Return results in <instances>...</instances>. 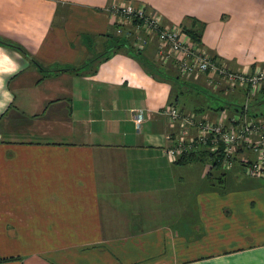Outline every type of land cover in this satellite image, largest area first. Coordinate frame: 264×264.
<instances>
[{
	"label": "crops",
	"instance_id": "1",
	"mask_svg": "<svg viewBox=\"0 0 264 264\" xmlns=\"http://www.w3.org/2000/svg\"><path fill=\"white\" fill-rule=\"evenodd\" d=\"M129 3L264 70V0H0V264H264V178L166 153L167 106L229 118L248 90L137 50L112 11ZM248 105L264 115V85Z\"/></svg>",
	"mask_w": 264,
	"mask_h": 264
},
{
	"label": "built area",
	"instance_id": "2",
	"mask_svg": "<svg viewBox=\"0 0 264 264\" xmlns=\"http://www.w3.org/2000/svg\"><path fill=\"white\" fill-rule=\"evenodd\" d=\"M112 11L118 15V35L128 28L125 36L130 38L132 34L140 33L138 29H142L146 37H136V49H144L147 37L156 40L159 60L167 62L175 59L180 75L209 74L216 78V83L223 81L231 88L248 90V99L243 108L229 118L223 114L213 120L182 113L175 104L167 106L164 114L173 129L167 135L170 143L166 148L167 155L172 160H179L184 155L208 151L219 157L220 167L224 171L230 170L238 162L246 176L264 178V115H250L248 112L249 97L264 85V70L247 73L229 68L206 54L180 26H165L158 13L149 12L141 5H113ZM144 117L143 110L133 111L138 128L143 124ZM239 150H245L253 157L238 160Z\"/></svg>",
	"mask_w": 264,
	"mask_h": 264
},
{
	"label": "trees",
	"instance_id": "3",
	"mask_svg": "<svg viewBox=\"0 0 264 264\" xmlns=\"http://www.w3.org/2000/svg\"><path fill=\"white\" fill-rule=\"evenodd\" d=\"M190 21H191V25L193 23H196V26L192 25L190 28H187L183 25V28L182 30L187 33L191 39L197 43L199 46L201 44V33H202V30H203V27H204V24L201 23L200 21H198L197 19L195 18H192V17H189L188 18ZM199 25V26H198ZM198 26V27H197ZM1 44H9L7 42H1ZM10 45V44H9ZM213 59L217 60L215 57H212ZM209 152L208 151H203V152H200V153H192V154H188V155H184L183 157H181L177 163L181 164V163H185V162H189V161H193V160H196V159H199L200 156H204L206 154H208ZM210 155V157L214 158L213 159V162H212V167L213 168H217V167H220V160H219V157L216 156V154H208Z\"/></svg>",
	"mask_w": 264,
	"mask_h": 264
},
{
	"label": "rangeland",
	"instance_id": "4",
	"mask_svg": "<svg viewBox=\"0 0 264 264\" xmlns=\"http://www.w3.org/2000/svg\"><path fill=\"white\" fill-rule=\"evenodd\" d=\"M159 14V13H158ZM160 15V14H159ZM176 26V25H175ZM183 28V26L182 25H180V28ZM181 28V29H182ZM203 50V49H202ZM209 75V74H208ZM209 101L211 102V106H213L214 108H216V107H218V106H220L222 103H223V101H221V100H218V99H216V98H211L210 96H209ZM246 177V176H245Z\"/></svg>",
	"mask_w": 264,
	"mask_h": 264
},
{
	"label": "clouds",
	"instance_id": "5",
	"mask_svg": "<svg viewBox=\"0 0 264 264\" xmlns=\"http://www.w3.org/2000/svg\"><path fill=\"white\" fill-rule=\"evenodd\" d=\"M0 87H3V83L0 82ZM5 95L7 96V93H5ZM10 99V97H9ZM4 107V104L3 103H0V109H2Z\"/></svg>",
	"mask_w": 264,
	"mask_h": 264
}]
</instances>
